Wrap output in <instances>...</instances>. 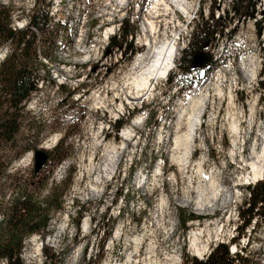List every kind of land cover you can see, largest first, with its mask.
Wrapping results in <instances>:
<instances>
[{
	"label": "rangeland",
	"instance_id": "1",
	"mask_svg": "<svg viewBox=\"0 0 264 264\" xmlns=\"http://www.w3.org/2000/svg\"><path fill=\"white\" fill-rule=\"evenodd\" d=\"M36 1L0 4L10 5L12 26L21 28ZM154 2L50 1L54 57L41 59L49 73L40 70L38 90L18 113L19 131L0 145V219L17 185L26 184L40 199L54 188L62 192V208L51 211L48 232L25 238L23 264H51L43 246L61 253L56 264H184V255L195 256L189 236L196 228L203 229L200 244L206 245L200 258L225 242L231 255L264 264V204L242 229L240 216L247 209L246 187L255 183L244 176L264 142V0H250L252 16L239 18L233 0H182L187 13L172 0H165L170 8L161 4L155 13ZM200 12L204 20L213 14L223 32L204 48L206 63L184 73L178 56L201 22ZM126 19L136 26L133 53L108 44ZM148 21L156 28L150 34L153 43L173 38L177 51L172 69L152 94L129 101L125 75L145 49ZM39 38L42 45L50 42ZM8 49L7 43L0 45V60ZM248 57L256 67L252 78L241 64ZM192 97H205V106L184 156L174 140L186 130L179 114ZM137 116V126L122 139V129ZM118 118L126 123L115 133L111 124ZM233 123L240 132L235 148ZM63 137L67 156L60 162L57 156L48 159L35 172L34 150L50 151ZM192 213L201 218L183 227L180 217Z\"/></svg>",
	"mask_w": 264,
	"mask_h": 264
},
{
	"label": "trees",
	"instance_id": "2",
	"mask_svg": "<svg viewBox=\"0 0 264 264\" xmlns=\"http://www.w3.org/2000/svg\"><path fill=\"white\" fill-rule=\"evenodd\" d=\"M45 1H36L28 15L26 25L21 28L12 26L10 5L0 4V45L4 43L9 45L8 51L0 60V145L3 141L12 140L19 131V111L31 94L38 90L41 71L49 73L48 66L41 59L51 60L54 57L50 43L51 41L55 42V30L50 29L51 16L48 10L51 0L48 3ZM233 1L235 4L232 6L234 15L238 18L246 15L252 16V13H248V8H252L250 0ZM199 15L202 19L201 22L190 36L189 43L178 56L177 66L184 73H189L197 68L194 66L195 56L205 51L204 48L214 39L216 33L223 32L215 27L217 20H214L213 14L205 20L202 18L201 12ZM120 23L121 31L118 33V38L113 36L112 42L108 44L110 47L122 49L125 53H133L135 50L133 37L136 26L130 24L128 19L124 21L125 27H122V22ZM229 30L225 35L230 39L233 34ZM258 32L260 34V30ZM41 36L50 40L48 45L40 43L39 37ZM129 36L130 39H128ZM261 85L264 87V83L261 82ZM125 123L126 119H116L111 124L112 130L117 133ZM64 140V137L61 138L52 150L47 151L48 159L57 156V162H60L67 156L64 153L66 151H63L62 148ZM70 178V176L66 178L64 182L66 186ZM246 188L248 191L247 209L240 212V216L244 220L241 229L250 223L253 216L260 213L258 210L264 204V179L258 180ZM16 189L15 196L11 198L9 207L2 212L0 219V261H4L5 264H23L20 255L24 248L25 238L34 233L45 235L52 217L51 211L62 208L60 199L62 192L57 194L56 188L53 189L50 197L44 199H40L38 194L30 193L31 190H27L26 184L17 185ZM79 212H81L80 208ZM199 218L201 217L193 213L186 217L181 216V225L184 227L187 220ZM76 229L79 230V221L76 222ZM42 248L45 258L51 264H56L61 260V253H55L46 246ZM183 261L184 264H249L246 257L239 254L231 255L228 244L225 242L216 243L205 258L189 257L186 254Z\"/></svg>",
	"mask_w": 264,
	"mask_h": 264
},
{
	"label": "bare ground",
	"instance_id": "3",
	"mask_svg": "<svg viewBox=\"0 0 264 264\" xmlns=\"http://www.w3.org/2000/svg\"><path fill=\"white\" fill-rule=\"evenodd\" d=\"M176 3L178 8H180L183 12L187 13L185 5L181 2L182 0H172ZM163 4L167 9L168 4L165 0H155L152 10L155 13H159L160 8L159 5ZM170 8V7H169ZM148 24V25H147ZM145 25V24H144ZM147 26L144 27V45L145 49L138 53L135 56L130 64L129 68L126 72V85L127 91L126 96L127 99L130 100H138L142 99L143 97L152 94L155 90L156 85L164 79V76L167 72H169L174 63V57L176 55V40L170 38L169 40L166 39L159 44L153 43L152 39L150 38V34L155 33V26L153 22L148 21L146 23ZM107 34V32H106ZM108 35V34H107ZM253 57V56H252ZM252 57H248L247 59L243 60L241 64H243L249 73L250 78L254 77L256 74V67L254 65V61ZM122 86V85H121ZM219 97L223 96V91L220 88H217V93ZM230 102H233L232 96L229 94ZM205 106V97H201L195 99L192 97L185 107L182 109L184 110L183 114H179V119H185V126L186 130L178 135H176L174 144L176 148H183L184 149V156L188 155V144L194 131L196 130V126L201 122V113ZM178 119V120H179ZM139 121V117H135L132 119L131 123L124 127L121 131V138L127 140V137L130 136L131 130L133 127H136ZM238 126L236 123L232 124V132L234 134L232 140V148L233 146L237 145V140L239 139L238 133ZM182 149V150H183ZM232 151L234 149H231ZM255 150V149H254ZM233 153V152H232ZM235 153V151H234ZM255 153V151H254ZM256 157V159H255ZM253 156L250 161L251 171L247 176H244V179H247L248 182H256L260 180V178H264V142L260 153L256 156ZM179 158V157H177ZM180 157L177 161H182ZM159 169V167H157ZM156 169V170H157ZM203 235L202 228L193 229L190 233V241H191V249L195 256H202L206 250V245H201V237ZM208 240V239H207ZM175 261V260H174ZM122 264H124L122 262Z\"/></svg>",
	"mask_w": 264,
	"mask_h": 264
},
{
	"label": "water",
	"instance_id": "4",
	"mask_svg": "<svg viewBox=\"0 0 264 264\" xmlns=\"http://www.w3.org/2000/svg\"><path fill=\"white\" fill-rule=\"evenodd\" d=\"M208 60L207 53L205 51L200 52L197 54L194 58V66L199 68L202 67L206 61ZM33 170L35 172H39L41 168L45 165L47 159H48V153L47 150L37 148L33 152Z\"/></svg>",
	"mask_w": 264,
	"mask_h": 264
}]
</instances>
